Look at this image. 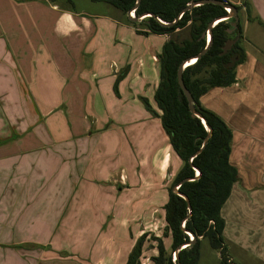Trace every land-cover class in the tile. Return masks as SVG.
Masks as SVG:
<instances>
[{"label":"crops","instance_id":"0c3cea01","mask_svg":"<svg viewBox=\"0 0 264 264\" xmlns=\"http://www.w3.org/2000/svg\"><path fill=\"white\" fill-rule=\"evenodd\" d=\"M222 1L234 5L231 0ZM250 1L253 7L252 15L257 17L255 19L258 24L254 25L253 29L259 34V26L264 27V0ZM31 2H35L37 6L32 8L36 11L29 15L37 20L41 19V22L45 18V21L40 25L35 20L37 24L31 28L27 25L19 27L22 33L38 34L36 39L29 43H23L25 40L19 42L20 55H26L27 61L25 64L20 61V69L17 72L21 81H36L35 92H72L78 101H81L82 97L85 105L89 92H108L111 97H115L114 92H121V96L122 92H156L160 81L157 57L163 45L170 39L169 35L140 34L139 23L135 22L137 25H133L128 14L120 10V13H89L85 10L77 11L75 6L67 8L63 3L55 1ZM2 5L0 4V7ZM9 12L1 16L11 18L23 13L21 10L18 13L10 9ZM0 21L3 22L1 18ZM3 27L4 33L10 31L5 28V23ZM246 33L248 34V30ZM0 43L7 45L5 41ZM247 44L249 47L243 48L246 61L237 68L236 83L228 88L210 90L201 98V104L221 116L233 132L230 162L238 170L239 181L234 185L231 196L221 211L225 220L223 237L234 245L242 246L236 240L247 241L250 246L257 248L260 252L259 259L264 263V52L261 44H257L259 50L255 44ZM238 84L239 87L236 86ZM137 94L140 97L141 93ZM55 99H51V103ZM2 106L0 105V122L7 120L3 116ZM76 106L79 107L74 100L69 104L67 111H72ZM151 106L157 110L152 104ZM54 107L58 108V104ZM137 107L142 109L141 117L137 118L133 113L127 117L131 119L132 125L137 124L135 131L138 141L132 143L130 155L134 161L132 175H139L154 184L157 175L161 176L167 169H171L177 160V169L169 174L170 179L182 168L181 160L173 154L161 120L154 117L145 106ZM158 113L161 114L159 111ZM143 121V128L139 127V123ZM86 127L85 125L81 128L78 120L74 123L73 130L78 139L87 136L89 130H86ZM16 140L18 139L14 141ZM66 141L77 146V140ZM87 141V138L82 140V153L78 155H73L72 148V153L70 152L67 158L60 153L55 154L59 155V160H69L67 168L57 167L54 161L53 164H48V157L51 156L49 153L37 156L41 165L34 166L41 171V176H37V179L43 181L45 177L50 178L48 186L29 185L33 176L30 179L26 176L25 170L30 169L27 160L23 163L25 156L21 159H14L19 155L9 156L10 158L0 164V177L10 179L7 187L3 186V183L0 184V264L127 263L131 251L144 231L118 221L122 214L118 217L117 211L123 213V206H114V216H110L104 201L94 205L95 211H91L90 201H82V195L81 200H76V194L72 196L76 180L71 181V178H75L77 174L78 177H85L79 183L84 187L81 190L83 194L84 190L90 192L93 188L97 189V183L93 185L88 181H103L110 172L106 162L110 155H104L108 153L107 149L101 153L106 161L100 160L95 165L92 163V166L88 165L90 167L85 169L75 167L76 156L85 154L84 145ZM114 141L116 146V139H112L108 145L114 144ZM61 150L62 147L57 148V151ZM61 153H65V150ZM92 154L96 157L95 152ZM127 155H124L122 148L120 153L113 156L114 159L110 157L111 161H116V169L118 164L123 169ZM13 161L21 163L12 169ZM18 176L21 178L13 181ZM60 186H64V189ZM68 186L73 188L69 191ZM138 191L144 190L140 188ZM154 191L155 188H145L147 195L137 197L133 202L135 209L144 210L154 205V197L150 196ZM62 192L66 194L61 199ZM110 218L116 223H113L111 233L104 240L106 242L99 247V259L94 262L92 257L97 254L95 248L98 246L93 248L90 243L87 226L101 223L105 225ZM77 222L83 225L81 228H84L85 233L74 232ZM250 225H256L258 228ZM47 241L57 242V245L43 244ZM27 243L42 247L39 250H26L24 245ZM43 245H50L51 250L44 252ZM226 246L228 252V245ZM229 261L233 263L231 258Z\"/></svg>","mask_w":264,"mask_h":264},{"label":"rangeland","instance_id":"374dc122","mask_svg":"<svg viewBox=\"0 0 264 264\" xmlns=\"http://www.w3.org/2000/svg\"><path fill=\"white\" fill-rule=\"evenodd\" d=\"M47 1L63 3V6L71 8V5L66 0ZM231 1L236 7L241 8L239 11V20L242 27L240 45L242 48L247 49V47H249L247 43L255 44L258 49V45L261 44L260 47L264 52V27L259 26V28H261L259 34H257L256 31L254 32L253 26H258V24L255 19L257 17L252 15L253 7L251 1ZM19 2H21V4ZM0 4H3L0 7V18L3 20V22L0 21V42L5 41L7 44L5 46L3 43H0V105H3V116L8 120L0 122V164L2 165L4 160L10 158L9 156L19 155L14 157V159H21L25 156L23 163L27 160L30 169L25 170V172H27L26 176H29V179L33 176L32 183L29 182V185L32 186L38 184L48 186L51 182L50 178L47 179L45 177L43 178V181H39V179H37V176H41L40 169L34 168L35 165L41 166L39 159H37L38 155H46L49 153L51 156L48 157V164H53L54 161L57 167L67 168L69 166V160L66 158L68 154H70L71 148L73 150V155H75V153L77 155L82 153L80 152L82 149L81 143L83 139L87 138L90 142L87 141L84 145V155L86 156L85 158L84 155L76 156L77 163L75 164V167L85 169V167H90L88 165L92 166V163L95 165L100 160L106 161L101 154L102 152H106L105 149H107L108 153L104 155H110L112 158L117 153H120L123 148L124 155L128 154V159L124 161L123 169L120 168L118 164L117 170L116 161H111V158L108 157L106 162H108V170L110 171L109 174L104 177L103 181H99L97 179L91 180V182L88 181V183H92L93 185L97 183V185H95L97 189L93 188L90 192L84 190V193L81 194V190L84 189V187L79 183H81L85 177L79 176V178L77 174L75 178H71V181H74V179L76 180V185H73L75 187L73 191L77 192H74L72 196L76 194V200H81L80 196L82 195V201H90L92 204L91 211H95L94 205L98 202L104 201L107 204L106 206H108V213L110 216H114V206H123V213H121L120 210L117 211L118 217L119 214H122L120 216V220L118 221L122 224L127 223V226L131 224L130 226L133 225L136 229L140 228L144 231V233L148 234L144 250L140 258V263L153 264L151 262V257L157 256L158 252L156 250L157 244L153 243L151 240L153 236L162 238L163 231L167 226L164 208L168 201V189L171 187L172 181L176 175L170 179L168 176L177 169V160L173 163L171 169H167V171L162 173L161 176L157 175L154 184L150 181H146L145 178H142L138 174V177L133 176L132 172L134 171V161L130 155L132 154V143H136L138 141L137 133L135 131L137 124L132 125L130 121L131 119L127 117L131 113H133L137 118L138 116L141 117V107L139 108L137 106L144 107V105L140 98H147L150 104L155 107L153 102L154 92H122L123 96L120 95L121 92H114L115 97L114 95L111 97L108 92H89L87 97L88 100L86 102L88 107L83 103L82 97L80 98L81 101H78L77 97H74L72 92H35L36 81H21L17 71L20 69V61H24L23 64L27 61L26 55L23 57L20 55L21 49L19 48V42H23V40H25L23 43H29L36 39L38 33H22L19 31V27L21 25H27L28 28H31L37 23H40L41 25L45 21V18L42 19L41 22V19L37 20L36 17L30 16L36 11L32 8L37 6V4L35 2L32 3L31 0H0ZM245 4H248L250 8V17H248L249 14ZM73 5L77 11L85 10L89 13H120V11L112 5L106 3H94L90 0H73ZM9 9L12 12L17 11L18 13L21 10L23 13H20L19 16H13L11 18L1 16L2 14H9ZM141 22L143 21H138V28L140 31L144 32L146 31V28L141 25ZM226 22L230 26L232 21ZM4 23L5 28L10 30L9 32H3ZM244 30H248V34L246 31L244 32ZM177 35L175 34L170 36V38H176ZM186 36L187 33L184 32L180 37L182 39ZM230 36L231 40L235 39L237 37V33H233ZM208 41L209 36L207 35L206 42L208 43ZM30 76L32 77V75ZM236 86L239 87V84ZM137 93H141L140 97L137 96ZM51 99H55V101L51 103ZM74 100L79 107L76 106L73 107L72 111H67L69 109V104H72ZM55 104H58V108L54 107ZM49 109H52V111H49ZM77 120L81 128H84L86 125V130H89L85 138L83 137L78 139V137L75 136L73 125ZM144 124L145 121L140 122L139 127L143 128ZM15 139L18 140L14 141ZM69 139L77 140V146L75 147L72 142H69L68 144L66 140ZM112 139L117 140L118 144L116 146L115 141L113 142L114 144L108 145V142H111ZM3 140L6 141L3 142ZM58 147H62V150H65V153H61L62 150L57 151ZM92 152H95L96 157L93 156ZM58 153L65 155L66 158L59 160V155H55ZM88 159L89 162H87ZM112 159H114V157ZM20 163L21 161H13V166L11 168H15V165L17 164L18 166ZM180 164L182 166L181 161ZM22 168L24 167L22 166ZM17 178L20 179L21 177L18 176L14 178L13 181H16ZM27 180L26 184L28 183ZM8 181H10V179L8 180L0 177V184L3 183V186L6 185L7 187L9 184ZM60 188L64 189V186H60ZM72 188L73 187L68 186L67 189L70 191ZM140 188L144 191H138ZM145 188H155L154 193L150 194V196L153 195L155 204H152L148 209L137 210L135 209L133 202L137 200L139 195L141 198L142 196L147 195ZM97 190L101 193L99 194ZM65 194L66 193L63 192L60 194L61 199L65 196ZM235 214L236 213L234 212V215ZM118 221L117 223H119ZM113 223L116 222L113 218H110L105 225L104 223H101L87 226V232L89 234V238L91 239L90 243H92L93 248L98 246V248H95L97 254L92 257L93 261L99 259L98 249L103 242H106L104 240L111 233V229H113L114 226ZM82 226L83 225L77 222L74 232L77 234L80 233V231L85 233L84 228H81ZM250 226L255 229L258 228L256 225ZM236 241H239L242 246L238 245L236 242L234 243L237 245H234L228 242V240H225L226 245H228L227 254L230 256L229 258L232 259L233 264H264L259 259L260 252L256 247L252 245L250 246V244L243 239ZM50 243L54 246L57 245V242L53 241H47L43 244ZM164 243L170 252L171 239H164ZM24 246V249L30 251L39 250L42 247L33 243H27ZM150 246H153L152 249H149ZM42 249H44V252H48L51 250V247L50 245H46ZM199 253L200 258L198 264H220V253L211 248L207 239L200 241Z\"/></svg>","mask_w":264,"mask_h":264},{"label":"trees","instance_id":"16d2710c","mask_svg":"<svg viewBox=\"0 0 264 264\" xmlns=\"http://www.w3.org/2000/svg\"><path fill=\"white\" fill-rule=\"evenodd\" d=\"M66 1L74 6L73 0ZM90 1L112 5L124 14H128L135 8L138 0ZM199 1L201 0H141L135 11V17L149 13L163 23L171 24L189 4ZM245 6L250 17V8L248 4ZM237 10L239 13L241 8L237 7ZM227 15L224 8L209 4L192 8L173 26L163 25L151 17L141 22L146 28V31L139 32L142 35L173 36L178 33L176 38L171 37L163 45L157 57L160 81L153 102L161 114L152 108L148 99L140 98L146 109L161 120L171 148L183 164L168 189V201L164 208L167 226L163 236L162 238L153 236L151 240L157 244L158 252L157 256L151 257L153 264H198L200 241L205 239L209 241L212 249L220 253V264H233L227 254L223 237L225 220L221 215L234 185L239 181L238 170L230 162L233 132L221 116L201 104V98L212 89L228 88L236 83L237 68L246 61L245 51L240 45L241 25L239 24L240 39L230 51L222 55L223 47L231 39L227 33L230 26L227 22L218 23L212 30L207 53L183 71V81L193 96L195 107L212 130L211 139L198 155L196 154L201 150L209 132L200 119L192 117L188 101L180 90L177 79L181 64L198 56L207 47L206 38L202 36L208 30L210 23ZM132 24L137 25L135 22ZM184 32L187 36L181 39L180 36ZM195 169L200 173L198 178L193 182L182 184L178 190L190 201L192 215L189 217L187 202L176 195L173 188L186 179L195 178ZM186 232L193 234L196 242L180 251L178 260L174 261V253L178 247L191 242ZM147 237L148 234L144 233L138 239L126 264H141L140 258ZM164 239H171L170 252ZM152 247L150 246L149 249Z\"/></svg>","mask_w":264,"mask_h":264},{"label":"water","instance_id":"95a60500","mask_svg":"<svg viewBox=\"0 0 264 264\" xmlns=\"http://www.w3.org/2000/svg\"><path fill=\"white\" fill-rule=\"evenodd\" d=\"M140 2H141V0H138L137 3H136V5H135V8L128 13V16L131 18V20L133 22H138L139 20H143V19H146L148 17H151V18H155L158 22H160L161 24L166 25V26H173V25H175L177 22H179L182 19L183 15L186 12L190 11L192 8H195V7H200V6L212 4V5L220 6V7L224 8V9H229L230 10V14H228L227 16H224V17H221V18H218V19L212 21L210 23L209 27H208V30L203 34L202 38H206L207 35L209 36V41L207 43V47L205 48V50L203 52H201L198 56H196L194 58H190L187 61H184L181 64V66H180V68L178 70V75H177L178 84H179L180 90L183 92L184 96L186 97V99L188 101L191 115H192L193 118L200 119L202 121V123L205 125V127L207 128L208 132H209V135L205 139L204 144H203L201 150L196 154V155H198V154H200L204 150V148L206 147L207 143L211 139L212 130H211V128H209L207 126L206 120L197 111V109L195 107V102H194L193 96L191 95L190 91L186 88V86L184 84V81H183V71L185 70L186 67H188L187 64H189L193 60L200 59L202 56H204L207 53V51L209 50V45H210L211 39H212V30L220 22L232 21L231 24H230V27L231 28L230 29H227V33L229 35H231V34L237 32V37L235 39H232V40L230 39V40H228L226 42L225 46L223 47V53H222V55H225L228 51H230L233 48V46L240 39V32H239L240 20H239V17H238L237 7L234 6V5H229V4H227L226 2H224L222 0H201V1L196 2L194 4H189L188 7L186 9H184L179 14L178 18L173 23L166 24V23H163L161 20H159L155 15L149 14V13L148 14H144V15L138 17V18L132 17L131 16V13L133 11L135 12L138 9V7L140 5ZM190 161L192 162V159ZM195 171L198 172V175L200 174L197 169H195ZM197 178H198V176H196L195 178H192V179H186L182 183L176 185L173 188V192L176 195L182 197L187 202L188 207H189V211H190L189 217H191V215H192V208H191V205H190V201H189V199L185 195L181 194L178 190H179V187L182 184L187 183V182H193ZM183 228H184V226H183ZM187 234L191 237L190 238L191 242H189L187 244H183L180 247H178V249L174 253V258H173L174 261L178 260V255H179L180 251H182L183 249H185L187 247H191L196 242V237L193 234H191V233H187Z\"/></svg>","mask_w":264,"mask_h":264},{"label":"built area","instance_id":"2783aa9c","mask_svg":"<svg viewBox=\"0 0 264 264\" xmlns=\"http://www.w3.org/2000/svg\"><path fill=\"white\" fill-rule=\"evenodd\" d=\"M225 10H226L227 14H230V10L229 9H225ZM131 16L135 17V12L134 11L131 13ZM196 176H198V172L197 171H196Z\"/></svg>","mask_w":264,"mask_h":264},{"label":"bare ground","instance_id":"6f19581e","mask_svg":"<svg viewBox=\"0 0 264 264\" xmlns=\"http://www.w3.org/2000/svg\"><path fill=\"white\" fill-rule=\"evenodd\" d=\"M196 60L191 61L189 64H187V66H192L193 64H195ZM164 156V155H163Z\"/></svg>","mask_w":264,"mask_h":264}]
</instances>
